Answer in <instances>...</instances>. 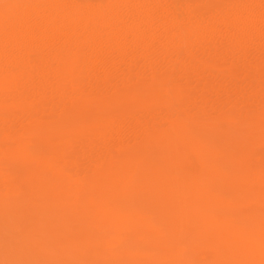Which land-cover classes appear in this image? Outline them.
Segmentation results:
<instances>
[{"label":"bare ground","instance_id":"bare-ground-1","mask_svg":"<svg viewBox=\"0 0 264 264\" xmlns=\"http://www.w3.org/2000/svg\"><path fill=\"white\" fill-rule=\"evenodd\" d=\"M241 128L264 135V0H0V203L22 215L46 208L44 235L57 230L63 247L93 248L88 264H162L183 229L178 219L171 233L169 210L189 222L193 213L177 197L182 179L156 172L154 161H175L168 151L176 156L177 142L234 161L221 147ZM38 161L51 173L48 187ZM219 174L202 184L194 211L204 214L202 237L217 242L205 207L224 205L215 213L231 217L227 232L252 242L247 262L264 264L262 230L226 204L231 176ZM104 225H129L130 248ZM59 256V264L83 258Z\"/></svg>","mask_w":264,"mask_h":264},{"label":"rangeland","instance_id":"rangeland-1","mask_svg":"<svg viewBox=\"0 0 264 264\" xmlns=\"http://www.w3.org/2000/svg\"><path fill=\"white\" fill-rule=\"evenodd\" d=\"M244 129H246V130H244ZM229 131L233 132L234 130H229ZM248 131L249 130H247V128H241V130H237V132L236 131L233 133L229 132V136H231L232 138H230V140L227 144H223L221 147L222 149H226L227 152L231 151L232 153H234V155H233L234 161H231L229 158L223 156L224 154L215 152V150H213L210 153V155L207 157L201 156L196 149L187 148L186 146H184L183 143H180V142H177L179 150L176 149V151H177L176 156L171 155V151H168L169 152L168 157L170 155L171 159H175V161H166V158H167L165 156V154L167 153L166 151L161 154L162 158L165 156V158H164L165 161H154V166L156 165L155 169L157 170L156 172H160V171L161 172L162 171L163 172H169L171 177H173V176L174 177H180L182 179L181 184L179 185V189L181 186L182 192L180 191V193L178 194L177 197H179L181 194H184L185 196L183 195L181 200L182 201H184V200L189 201V202H187V201H184V202H185V204L186 203L190 204V209H191L190 211H192V213H193L191 218L189 219L191 221L189 222V221H187L186 218H184L183 210H180L177 207H175L174 209L171 208L169 210V213L172 214L170 216L169 221H171L170 224L172 226H174V227H172L174 229L171 231V233L173 234V232H175L174 231V230H176L175 227H177L175 222L178 219H179V222L181 221L180 224L181 225L183 224L182 226L180 225L183 229L181 228L182 230H180L177 234L178 236H177V243L174 246L175 248L172 247V249H170L169 252L167 250V254L170 252L171 253L168 254V256L164 255L163 258L160 256L163 259L162 264H179V263L180 264L181 263L182 264H219V261L217 260L219 256H221L222 259L225 258L226 264H234V263L235 264H241L242 262L244 264H247L248 263L247 260H253L252 257L246 253V249L249 248V245H251L252 242H248L249 240L247 238L239 237V234H237L238 236L237 235H230V233L227 232V226H225V223L227 220L231 221L232 219H230L231 217L230 218L227 217L228 215L225 211H223V209L221 211H219L218 213H215V211L217 212V209L224 208L223 204H222L223 206L218 205L219 208L217 206H214V205L212 206V204H211V206L206 205V207H205L209 211L206 214V218H208L209 220H211L213 222V223H207L206 226L209 227L208 226V224H209L210 226H212V228L215 229L214 236H215L217 242L214 241L215 242L214 245L217 244V245L221 246V249L219 251L215 250L214 245L207 243V240H206L207 238L202 237V233H201L202 228L200 225L201 222H199L198 220L203 219L204 214H202V212H198V211L194 212L195 209L198 208V204L200 202L199 200H201V197L203 196L201 188L202 187L204 188L205 186L202 184L205 181L208 182L211 178H215V180L220 182L221 180H220V176H219L220 174L219 173L221 171L228 172L231 176V180H230L229 184H227L225 186V189L229 190V191H227L228 193H226V198H225L226 204L235 205L234 206L235 212H236V214L239 215L237 218H239V220H241V223H247L248 226L250 224L249 230H252L254 228L259 227L262 230L261 235H264V217H263L264 216V193H263L264 192V160H263L264 159V152H263L264 151V135H261L258 132L254 133L252 131H249V132ZM234 134H237V135H234ZM240 134H241V136H240ZM244 136H245V138H244ZM247 138H249V139H247ZM254 138H256V140ZM55 139L57 142H59V141H61V139H63V136H58ZM243 139H244V141H242ZM229 143H230V145H229ZM261 147H263V148H261ZM260 149L261 150L263 149L262 152H260L261 151ZM257 150H259V151H257ZM235 151H237V152H235ZM241 152H242V154H241ZM193 155H194V157H193ZM215 159L217 161H215ZM214 162H216L217 164ZM38 163L40 164V161H38ZM38 163H37L38 167L36 169L40 173L44 172V174L47 175L48 181L45 183V185H47V187H48V183L51 184V182H49V180H50L49 177H52L51 173L49 171V168L45 167L42 163L40 164V166H42V167H40ZM211 163H214L213 164L214 166L213 165L210 166ZM205 164H207V165H205ZM4 166H5V168H4ZM244 167L245 168L247 167L248 170L245 169ZM8 168H10V166H8L6 164L2 165V169L5 171H7L6 169H8ZM42 168H44V169H42ZM262 168H263V170H262ZM236 169H237V171H236ZM211 175H212V177H211ZM194 177L198 178L199 180L198 181L191 180ZM245 180H247L248 182ZM240 181H241V183H240ZM242 181H243V183H242ZM54 184L56 185V183H54ZM49 186L51 187L52 185H49ZM57 187H59L58 184H57ZM206 188H207V186L205 187V189ZM196 190H198V193H196L195 195H192V192L196 191ZM239 190L243 191V192H240ZM257 190H259V191H257ZM206 192H207V189H206ZM251 192H253V193L251 194ZM132 196L133 195H130V197H132ZM176 200H178V199L176 198ZM178 201H180V200H178ZM182 201H180V202H182ZM201 203H203V205H205V201L201 202ZM180 206H181V204H180ZM193 206H195V207H193ZM0 207H1L0 208V232H1L0 233V260H1L0 264H40V263L46 264V261H49V259H50V263L47 262V264H52V262H54L53 264H55V263L59 264V260H61L60 259L61 257L59 256L60 252H61V254L62 253L65 254L68 251H73L74 253H76L79 256L83 255V258L78 260V262H75V264L76 263L77 264H88L86 262L87 259L85 258V256L91 257V260L93 259V257L94 258L97 257L98 254L96 252H94L93 248L91 249L88 246H84V245L82 247V245H79L80 243L78 244L77 241H71V244H72L71 248L63 247L62 244H64V241H63L64 238L62 237V235L57 230L53 229L54 233L56 232L55 235L58 234L57 236H53V238L49 237L48 235H44V234L50 232V230H52V225L50 223H48V221H47L49 215H52V213L46 211V208H43L44 211L41 210L40 216H37V215L33 216L34 213H32V212L26 213L25 215H22L19 212H8L7 208H4L1 205V203H0ZM247 209H248V211H247ZM28 210L31 211V209H28ZM177 211H178V213H177ZM259 211H260V213H259ZM211 212H213V213L210 214ZM224 217H226V218H224ZM9 218H11V219H9ZM42 218H44L46 221H43V223H41L42 221L37 223V221L42 220ZM192 221H194L193 222L194 224L192 223ZM35 223L38 225L35 226ZM40 223H41V225H40ZM46 223H47V225H46ZM77 223L84 224V222H80V221H78ZM203 224H205V223H203ZM48 225H49V227H47ZM193 225H194V228H193ZM35 227H37L38 229H36ZM46 227H47V229H46ZM109 228L110 227L108 225H106V226L104 225L101 228V232L105 233L106 231H109V230L112 231V234L114 236L116 234V237L122 239L123 244L128 245L127 247L130 248V244H131V241L134 237V233L131 229H129V225H123V227H120V229H118V230L113 229V228L109 229ZM42 229L44 232L42 231ZM124 229H125V231H124ZM191 229H193L192 230L193 232L191 231ZM199 230H200V233L198 232ZM222 230H224V231H222ZM22 231H24V232H22ZM39 231H41V232H39ZM45 231H46V233H45ZM118 231H120V232H118ZM257 231H258V229H257ZM188 233L190 234V236H188L189 235ZM27 234H28V236H27ZM251 235L252 234H250V237H251ZM45 236H46V238L48 236V239H45ZM183 236H185L184 238L188 239V240L183 239ZM229 236H230V238H229ZM24 237H25V239H24ZM42 238H44L45 240L44 241L40 240ZM223 238H225L226 240H224ZM49 239H50V241H49ZM59 239L61 240V242ZM211 239L215 240V239H213V237H211ZM2 240H3V243H2ZM46 241L48 244L46 243ZM186 241H187V243H190V244H187ZM227 242H229V243H227ZM35 244H37V245H35ZM73 244H74V246H73ZM186 244L189 245L190 247L187 246ZM195 244H196V246H195ZM40 245H42V246H40ZM57 245H59L60 247ZM177 245H179V246L182 245V246L178 247ZM28 246H30V247H28ZM31 246H33L34 248ZM37 246H38V248H37ZM185 246H187L188 248ZM52 247H53V249H52ZM13 248H14V250H13ZM56 248L59 249V253L57 252V250H55ZM35 249H37V251ZM42 249H43V251H42ZM44 249H46V250H44ZM189 249H191V250H189ZM238 249H240V252H236ZM90 250H91V252H90ZM184 251H185V253H183ZM13 252H14V254L12 255ZM48 252L50 254H48ZM56 252H57V254H56ZM45 253H46V255H45ZM83 253H85V254H83ZM211 253H213V254H211ZM9 254H11V255H9ZM54 254H56V255H54ZM177 254H178V256H177ZM51 255H53V259H52ZM92 255H93V257H92ZM103 255L108 256V251H103ZM174 255H175V258H172V257H174ZM181 255L183 256V258ZM7 256L9 259L7 258ZM9 256H11V257H9ZM165 256H166V258H165ZM195 256L197 258H199V260L196 262L194 260ZM169 257L172 258V260L169 259ZM178 257H180V258H178ZM29 258H30V260H29ZM47 258H49V259H47ZM55 258H57V259L55 260ZM177 258H178V260H177ZM68 259H71V257H69ZM109 259L110 258H108V260ZM32 260L34 262H32ZM169 260H171V262H173V261L174 262L173 263L166 262ZM256 260H257V264L261 263L260 259H256ZM7 261H11V262H7ZM154 264H156V263H154Z\"/></svg>","mask_w":264,"mask_h":264}]
</instances>
